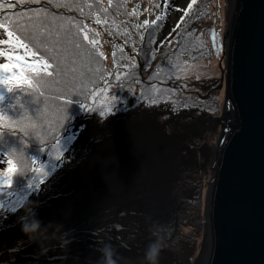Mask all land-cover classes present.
I'll return each instance as SVG.
<instances>
[{"label": "bare ground", "instance_id": "bare-ground-1", "mask_svg": "<svg viewBox=\"0 0 264 264\" xmlns=\"http://www.w3.org/2000/svg\"><path fill=\"white\" fill-rule=\"evenodd\" d=\"M187 1L179 0L180 6ZM0 39H4L1 30ZM0 62H6L3 55ZM173 120L159 122L152 113H140L106 129L79 120L77 135L86 139L91 133L94 140L87 145L78 140L79 146L69 148L58 162L57 170H65L60 178L45 191L42 186L31 192L16 213L0 209L4 219L0 264H149L145 253L156 241L161 245L158 264H173L174 258L163 248L170 227L163 233L162 225L169 205L173 214L185 196V190L178 189V176L185 164L200 162L199 151L210 158L214 148L213 144L185 147L191 129L205 130L210 125L201 122L187 130L172 129L173 142L163 140L167 135L156 125L165 132ZM183 148L188 156H183ZM148 179L152 180L147 183ZM29 209L39 212L42 223L35 228ZM25 223L27 233L21 230ZM13 248L20 250L13 253ZM189 256L190 252L181 255L192 264L195 257Z\"/></svg>", "mask_w": 264, "mask_h": 264}, {"label": "rangeland", "instance_id": "rangeland-1", "mask_svg": "<svg viewBox=\"0 0 264 264\" xmlns=\"http://www.w3.org/2000/svg\"><path fill=\"white\" fill-rule=\"evenodd\" d=\"M102 2H104L106 10L116 3L119 4L113 8L114 11L108 12L110 18L115 17L112 24L107 18L109 20L108 32L104 29L106 26L103 28V25L91 27L92 33L93 30L98 33L94 37L98 40V44L93 49V56L87 49L92 45L87 42L85 44L82 39L80 40L83 46L84 44L87 46H85L84 52L89 65L93 66L98 74L95 78L90 77L91 81L85 82L89 86L87 98L82 103L78 99L81 98L78 95L76 114L69 123L67 122V126L62 127L61 123L56 122L54 129L63 128L59 137L63 138L73 132L76 133L77 118L92 115L94 120L101 121L117 113L135 110L138 106L140 109L155 110L156 121L174 119L170 125L165 127L166 133L170 130L171 134L173 130H177L175 129L177 127L179 130L184 128L187 130L188 128L183 125L191 123L189 122L191 114H193L192 119L202 117V113L212 116L220 114L224 95V80L221 82V77L224 75L222 74L225 49L223 34L226 26L227 0H195L193 8L189 10L179 29H176V23L180 21V16L184 13L178 12L174 16L172 14L180 4L173 5L169 10L164 6L162 0H118V2L102 0ZM191 2L192 0L187 1V3ZM7 4L9 3H4L0 8L9 14H17L15 16H19V19L23 16L21 25L24 29H34L33 22L29 20V17H33L34 14L32 11L16 9V6L14 7L15 12L9 11L6 10L9 9L6 7ZM121 5L122 8L125 7L127 17L123 16ZM185 6L187 7V5ZM8 18L10 23L13 19ZM153 20L156 21L155 24L152 23ZM145 21L149 23L145 24ZM102 30H105V35L102 34ZM211 30L214 44L210 40ZM76 36L79 38V35ZM92 36L93 34H90V37ZM39 47L41 48V46ZM64 48L68 50L67 46ZM64 48V65L72 68L74 67L72 64L75 59L74 52L66 53ZM99 52H103L104 55L100 56ZM78 61H80L78 66L80 69L86 65L83 60ZM56 68L58 69V67ZM141 70L143 71L142 77L137 75ZM74 87L81 89L79 83ZM210 88H214V91L208 94ZM105 89L106 91H103ZM94 92L95 96L92 95ZM81 94L83 95V93ZM139 94L140 100L138 101ZM142 96L143 99H141ZM33 99L28 101L29 103L24 107L26 113L22 116L35 120L32 119L36 116L33 111L39 108L38 118L41 114L43 118L40 117V120L43 121L47 116L49 117L44 114V111L42 112L43 100H37L34 97ZM81 104L93 111L82 110ZM109 108L112 109L110 114H108ZM100 111H105L106 116L100 117ZM204 118L206 117L204 116ZM189 127L191 129L193 125ZM191 132L193 133L190 135V139L188 137L184 139L185 145H188L189 148H193L203 141L202 145L213 146L217 139L213 127H205V130L193 128ZM206 136L207 140L204 138ZM71 145H65V147L69 149ZM0 152L2 151L0 150ZM56 154L55 151L52 155L53 160ZM183 155H187L185 150ZM41 156L42 161H45L47 159L46 151ZM201 156L203 155L201 154ZM207 159L210 160L209 157ZM199 161L200 166L185 164L178 176V189L188 192H185L182 199L186 202L180 205V220L177 221L176 233L172 235L171 248L167 250L174 258L173 264H187L188 262L181 257L182 252H190L189 258H193L196 257L199 249L203 231L205 195L211 176L209 161L203 163L202 157ZM53 164H56L58 169V162L53 161ZM15 198L16 195L11 196V199L8 200L4 195L0 197V202L10 205L15 201Z\"/></svg>", "mask_w": 264, "mask_h": 264}, {"label": "water", "instance_id": "water-1", "mask_svg": "<svg viewBox=\"0 0 264 264\" xmlns=\"http://www.w3.org/2000/svg\"><path fill=\"white\" fill-rule=\"evenodd\" d=\"M227 4L221 110L217 116L202 113L217 139L210 153L211 176L205 195L203 231L192 264H264V0H227ZM210 40L213 44L212 30ZM139 107L101 121L94 120L92 115L77 118L76 130L86 119L97 129L110 128L115 121H125L140 113H152L155 119V110ZM156 128L167 135L163 140L173 142L172 134L158 125ZM78 135L69 147L71 150L80 145L78 140L86 145L94 140L91 133L86 139ZM57 171L58 180L65 170ZM54 181H46L44 191ZM154 182L156 186L159 183ZM168 208L163 233L173 218L172 207Z\"/></svg>", "mask_w": 264, "mask_h": 264}, {"label": "trees", "instance_id": "trees-1", "mask_svg": "<svg viewBox=\"0 0 264 264\" xmlns=\"http://www.w3.org/2000/svg\"><path fill=\"white\" fill-rule=\"evenodd\" d=\"M115 1L118 2V0ZM4 3L14 4L16 6V9L20 8L25 11H32V13L41 11V18L36 23L44 33L42 36V40L44 43L39 45L41 46L40 48L36 45L35 41L26 39V42L29 43L31 47H33L34 51L42 54L44 58L53 65V67L49 69V71L53 72V76L48 77L44 72L30 74L35 81L45 82V86L38 90L35 88H28L26 86H19L14 87L13 91L9 92L3 85H1L0 95L3 96V100L0 101V109H3L10 116L16 118V114L22 115L26 113L24 107L27 106V104L29 103L28 101L34 100V97L37 100H43L44 106L43 110H41L42 112L44 111V114H46V116L49 115L50 117L52 114L53 115L50 118L47 116L46 119H43V121H41L40 117L43 118V116H41L40 114V117L38 118L39 108H36L33 111L36 116L32 118L35 120L26 118V120L24 121L26 126L29 124H35L36 127L33 129L32 127L28 126L26 132L22 133L18 131L16 136H12L10 133H8L7 130H5L3 139L0 140V150H5L7 145H15L23 142L28 146L26 149L27 158L23 160V163L20 165V167H24L26 165L27 168L30 169L32 167L30 158L32 156H36L38 158L36 165L37 167L44 166L46 168V166H48V169H51L50 167L55 160H53L52 157L48 155L50 145L54 142L53 137H59L60 132L63 130L62 127L54 129L56 126V122H58V124L60 123V116L63 114L60 109L64 107L67 101H71L70 103H67L65 111L69 116H71L72 120L74 118V115L76 114V101L78 95L79 97H81L78 99H80L82 103H84L85 99L87 98L86 94L89 91V86L85 82H88V80L91 81L90 77L95 78V76L98 74L93 66L89 65L85 57L86 53L84 52V48L86 46V41L83 40L82 34H79V38H77V29L80 26L87 25L88 30L90 31L89 34H93L91 31V27H101V25H103V28L104 26H106V28L104 29L108 32L107 28L109 26V20H107V18L110 19L111 24L115 20V17L110 18L108 12L114 11L113 8H116L119 3H116L113 7H110L109 10H106L104 8V2H102V0H0V7H3ZM58 3L65 6L56 7L55 5ZM120 8L123 11V16L127 17L125 7L122 8L121 5ZM6 10L14 11V7ZM15 15L9 14V12L7 13L0 8V23L8 24L10 21L8 17H10L13 20L8 25L13 31H16L17 34L25 37L33 34V28L30 30L27 29L26 32L23 31L24 27L23 25H21V19L23 18V16L19 19V16ZM43 17L45 20L43 19ZM97 19L101 21L100 24L96 23ZM15 23H17L18 25H16ZM25 23L27 24L26 21ZM17 30H20L22 32H19ZM105 30H102V34L104 35ZM62 34H64L63 37H61ZM81 39L83 42H85L84 46L80 41ZM44 44L48 45L47 49L44 47ZM77 45H79V47H77ZM65 46L68 47V50L64 48ZM63 48L66 50V53H71V51L74 52L73 54L75 56V59L72 61L74 67H65V52L63 51ZM48 49H51V51H49ZM87 49L88 51H91L89 52L90 54L95 48L94 46H89L87 47ZM93 55L94 54L92 53L91 56ZM78 60H83V62H85L86 64L85 66L81 67V69L78 67L80 63V61ZM56 67H58V69ZM142 74V70L139 74L137 73V75L141 77ZM78 83L80 84L81 89H75L74 86H76V84ZM40 92H43V95H40ZM81 93H83V95ZM143 96L141 97V99H143ZM138 97L139 101L140 94L138 95ZM49 121H51V123H49ZM70 121L67 122L69 123ZM67 122L66 125L68 124ZM41 141H43L44 143L41 144ZM40 147L45 148L47 154V159H45V161H42L43 158L41 154L43 152L38 151ZM51 151L53 155L55 150ZM33 178L36 182H38L42 177L39 174H30L29 179ZM24 183H26V181L22 180L19 184L14 186L13 190L17 193L15 201L21 194V188L23 187ZM29 194L30 193H28V195ZM1 196H4V194H0V197ZM185 202L181 200V202L174 209L172 223L170 228L168 229V233L166 236L167 239L163 245V248L166 251L171 248L170 242L172 241V235L176 233L177 221L180 220V205L182 203L185 204ZM174 243L175 242L173 240V245Z\"/></svg>", "mask_w": 264, "mask_h": 264}, {"label": "snow or ice", "instance_id": "snow-or-ice-1", "mask_svg": "<svg viewBox=\"0 0 264 264\" xmlns=\"http://www.w3.org/2000/svg\"><path fill=\"white\" fill-rule=\"evenodd\" d=\"M165 7L171 10L173 5H178L179 0H162ZM195 0H192L191 3H187V7L183 8L181 6H177L173 15L178 12H183L184 15L180 16V21L176 23V29L181 27V23L185 20V17L188 15L189 10L193 8V4ZM56 7H61L65 5L56 4ZM7 8L15 7L14 4H7ZM41 18V11H38L33 14V17H29V20L33 22L34 32L30 36H22L17 34L16 31H13L8 24L0 23V29H3L4 36L6 38L0 39V46H7V48L0 47V55H3L6 58V62L0 63V72H3L2 78H0V85H3L7 91L12 92L14 87L26 86L28 88L40 89L45 86V82L35 81L30 74H35L38 72H44L48 77L53 76V72L49 71L53 67L42 54L33 50V47L30 46L29 43L26 42V39L35 41L36 45L44 43L42 40L43 31L37 25V21ZM97 24H100L101 21L99 19L96 20ZM148 24V21L144 22ZM153 24L156 23L155 20L152 21ZM23 31H27L24 29ZM77 35L82 34L83 40L88 44L95 46L98 44V40L94 37L98 35L93 30V36L90 37L88 26L83 25L77 29ZM44 47L47 49L48 45L44 44ZM79 47V45H77ZM51 51V49H48ZM98 50V49H97ZM100 56H103V52H99ZM71 91V89H70ZM103 91H106L103 90ZM40 95H43V92H40ZM93 96L96 93H92ZM3 100V96L0 95V101ZM71 101H67L63 108L60 111L63 113L60 116V123L62 127H66V122L71 120V116L67 114L65 111L67 103ZM82 110L85 111H93V109L86 107L84 104L80 105ZM112 112V109H108V114ZM100 117H105L106 112L100 111ZM16 118L10 116L3 109H0V140L3 139V134L5 130L8 131L12 136H16L17 132H26L27 127L30 126L33 129L36 127L35 124L25 125L24 121L26 120L25 116L20 114L15 115ZM51 123V121H49ZM76 133L73 132L71 135L66 137H58L54 136V142L50 145V150L48 155L52 157V151L55 150L57 154L54 156V160L60 162L64 159L68 148L65 145H71V143L76 139ZM44 142L41 141V144ZM27 145L21 142L20 144L15 145H7L6 149L0 152V194H4L6 196H14L17 193L13 190L14 186L19 184L22 180L26 181L21 188V194L18 196L17 200L14 201L10 205H6L3 202H0V209L7 208L8 212L16 213L18 207H22V205L28 200V193L32 190L39 191L42 186L45 185V182L48 181L51 183L54 181L59 172L57 171V165L53 164L51 169H46L44 166L37 167L36 156H32L30 158V163L32 167L30 169L25 165L24 167H20L23 163V160L26 159V149ZM39 152H44L45 148L40 147L38 149ZM63 171V169H61ZM30 174H39L42 178L36 182L35 179H29ZM51 178V179H49ZM30 212L33 213L36 222L31 224L32 228L37 226V223H42L39 221V212L38 210L29 209ZM2 216V214H0ZM4 227V219L0 218V230H3ZM23 232L27 233L29 231V225L25 223L21 229ZM18 248H13L11 251L13 253L19 251Z\"/></svg>", "mask_w": 264, "mask_h": 264}, {"label": "flooded vegetation", "instance_id": "flooded-vegetation-1", "mask_svg": "<svg viewBox=\"0 0 264 264\" xmlns=\"http://www.w3.org/2000/svg\"><path fill=\"white\" fill-rule=\"evenodd\" d=\"M215 43H216V40H215ZM213 44H214V41H213ZM213 91H214V88H210V91L209 92H207L208 94H210V93H213ZM207 94V95H208ZM192 115L193 114H191V116H190V120H189V122H191L190 124H184L183 125V127H186V128H188V129H190L189 128V126L190 125H194V124H196V123H198V122H201V123H203V124H210L209 122H207V121H205V118L204 117H200V118H196L195 119V117L192 119ZM177 127V126H176ZM209 127H211L212 128V126L211 125H209ZM181 128V127H180ZM175 129H177V130H179L178 129V127L177 128H175ZM200 133V132H199ZM199 133H196V134H199ZM206 134V133H205ZM200 135V134H199ZM202 135V134H201ZM205 138V140H207L208 139V137L206 136V137H204ZM204 142V141H203ZM203 142H201L200 144H198L197 146H193V148L192 149H196V148H201V147H203L204 145H202V143ZM201 154L204 156L205 154H206V152H202V151H199V155H198V159H200L201 157L204 159V157L203 156H201ZM184 157H185V155H183ZM183 162V161H182ZM194 165H196V166H200L199 165V162H197V161H195V163H194ZM195 166V167H196Z\"/></svg>", "mask_w": 264, "mask_h": 264}, {"label": "clouds", "instance_id": "clouds-1", "mask_svg": "<svg viewBox=\"0 0 264 264\" xmlns=\"http://www.w3.org/2000/svg\"><path fill=\"white\" fill-rule=\"evenodd\" d=\"M160 251L161 245L159 241L153 242L148 246L145 257L149 261V264H158Z\"/></svg>", "mask_w": 264, "mask_h": 264}]
</instances>
